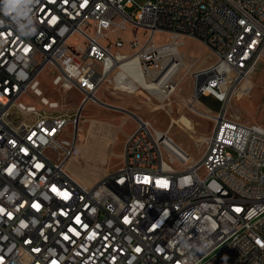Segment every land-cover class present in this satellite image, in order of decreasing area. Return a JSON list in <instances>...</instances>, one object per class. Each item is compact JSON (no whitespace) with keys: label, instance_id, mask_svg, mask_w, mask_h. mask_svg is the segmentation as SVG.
Returning <instances> with one entry per match:
<instances>
[{"label":"built area","instance_id":"built-area-1","mask_svg":"<svg viewBox=\"0 0 264 264\" xmlns=\"http://www.w3.org/2000/svg\"><path fill=\"white\" fill-rule=\"evenodd\" d=\"M129 29V40L116 34ZM187 37L214 59L184 64L155 95L175 93L189 73L193 101L221 102L219 111H197L212 120L197 139L198 169L179 173V157L162 152L164 141L179 143L141 118L122 162L92 184L79 180L69 168L79 116L44 93L45 67L60 90L78 77L87 94L83 75L102 87L137 60L124 80L146 91L148 70L186 56L178 46ZM261 63L264 0H22L20 14L0 11V264H264V127L228 111ZM27 92L44 108L23 102ZM131 143L153 148L143 170H128ZM112 173L120 184L109 183Z\"/></svg>","mask_w":264,"mask_h":264},{"label":"rangeland","instance_id":"rangeland-1","mask_svg":"<svg viewBox=\"0 0 264 264\" xmlns=\"http://www.w3.org/2000/svg\"><path fill=\"white\" fill-rule=\"evenodd\" d=\"M134 1L143 4L148 0ZM126 9L132 12L135 6ZM116 34L126 40L133 36L130 29ZM155 38L163 40L165 35L157 34ZM72 40L78 43L81 38L75 37ZM200 42L203 44L191 38L181 46L186 55V64L196 61L200 65L214 59L212 51L207 52L206 44ZM52 76L53 68L48 65L40 77L44 93L50 98L60 99L65 111L78 113L82 105L80 91L75 88L60 90L52 83ZM118 88L114 87L113 82H106L98 93L102 101L86 102L80 110L78 120L74 122L77 153L71 161L79 180L90 184L122 162L125 141L138 122L135 115L150 121L158 129L168 131L169 136L181 144L192 158L200 157L201 148L197 139L211 130L212 120L201 116L197 111H205V108L219 111L222 105L213 95H202L200 102L193 101L191 74L183 77L180 88L175 93L165 96L153 95L148 90L128 92ZM21 100L26 104H34L37 108H44L39 96L33 92H27ZM228 111L239 120L258 123L264 127V63L255 69L247 91L234 98ZM71 128L73 129V125Z\"/></svg>","mask_w":264,"mask_h":264},{"label":"bare ground","instance_id":"bare-ground-1","mask_svg":"<svg viewBox=\"0 0 264 264\" xmlns=\"http://www.w3.org/2000/svg\"><path fill=\"white\" fill-rule=\"evenodd\" d=\"M178 55H185L181 50V46H178ZM185 56H173L169 57L168 62L161 63L160 69L148 70V75L143 78V87L148 90L151 94L155 95L156 93L161 92L162 89H171L172 81L179 79L180 72L184 68ZM137 60L126 62L123 64L125 70H130L131 72L137 74ZM125 70H118L115 75L108 81L113 82L114 87L118 86L120 90L134 92L136 85L132 82H126ZM123 79V82L121 80ZM82 85H87V94L97 95L102 87H99L97 80H91V75H83ZM78 87V77H70L67 81V88L73 89ZM87 94H82V103L83 101L87 102ZM169 93H161V96L168 95ZM99 96V95H98ZM96 101H102L97 99ZM200 102V100H199ZM207 112L206 108L204 109ZM135 118L140 121L142 117L135 115ZM143 119V118H142ZM145 120V119H144ZM149 122L152 126L153 124ZM160 133L163 134V139H170L168 131H164L156 128ZM172 139V138H171ZM162 152L164 158L179 157V173H186L191 170L198 169L200 157L194 159L191 157V154L188 151H185L179 144H172L171 140L164 141L162 143ZM147 155H153V148H143L142 143H131L130 145V157L135 158L134 162H128V170H143V160L147 158ZM122 181L121 173H112L109 176L110 184H120ZM149 182H157V172H150L148 174Z\"/></svg>","mask_w":264,"mask_h":264},{"label":"clouds","instance_id":"clouds-1","mask_svg":"<svg viewBox=\"0 0 264 264\" xmlns=\"http://www.w3.org/2000/svg\"><path fill=\"white\" fill-rule=\"evenodd\" d=\"M0 3L4 5L0 11H5L11 16L13 14H20V7L22 0H0Z\"/></svg>","mask_w":264,"mask_h":264},{"label":"crops","instance_id":"crops-1","mask_svg":"<svg viewBox=\"0 0 264 264\" xmlns=\"http://www.w3.org/2000/svg\"><path fill=\"white\" fill-rule=\"evenodd\" d=\"M194 39L196 42H198V43H201L200 41H198L196 38H193V37H187L186 38V40L185 41H187L188 39ZM201 44H203V43H201ZM205 45V44H204ZM205 47H206V49H207V52H211V49L207 46V45H205ZM211 62V60H208V62H206L205 64H200V65H198V67H201V66H205V65H207V64H209ZM119 164V163H118ZM69 168H70V170L74 173V170H73V167H72V161H70L69 162ZM110 171V170H109ZM75 174V173H74ZM104 175V174H103ZM101 177V176H100ZM99 177V178H100ZM98 178V179H99ZM97 179V180H98ZM96 180V181H97ZM95 182V181H94ZM94 182H92V183H94ZM92 183H90V184H92Z\"/></svg>","mask_w":264,"mask_h":264},{"label":"water","instance_id":"water-1","mask_svg":"<svg viewBox=\"0 0 264 264\" xmlns=\"http://www.w3.org/2000/svg\"><path fill=\"white\" fill-rule=\"evenodd\" d=\"M86 103V101H83V103H82V105H81V107H80V109H79V112H78V116H79V114H80V110L82 109V107H83V105Z\"/></svg>","mask_w":264,"mask_h":264}]
</instances>
